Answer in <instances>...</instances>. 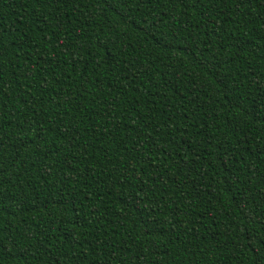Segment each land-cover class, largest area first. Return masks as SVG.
<instances>
[{
	"label": "trees",
	"instance_id": "16d2710c",
	"mask_svg": "<svg viewBox=\"0 0 264 264\" xmlns=\"http://www.w3.org/2000/svg\"><path fill=\"white\" fill-rule=\"evenodd\" d=\"M0 264H264V0H0Z\"/></svg>",
	"mask_w": 264,
	"mask_h": 264
}]
</instances>
